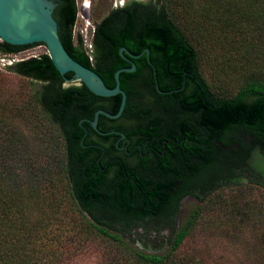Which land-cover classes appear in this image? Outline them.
<instances>
[{
  "label": "trees",
  "instance_id": "obj_1",
  "mask_svg": "<svg viewBox=\"0 0 264 264\" xmlns=\"http://www.w3.org/2000/svg\"><path fill=\"white\" fill-rule=\"evenodd\" d=\"M186 1V25L178 19L176 0H131L111 9L95 26L91 53L81 36H73L76 0H55L53 17L65 50L97 72L107 87L115 86L116 70L127 65L119 55L125 47L132 54L149 49L161 89L182 88L167 103L180 104L181 134L187 137L183 195H197L201 204L181 222L165 252L138 248L128 234L146 228L147 217L162 208L146 201L151 199L149 180L134 178L143 201H128L123 189H102L106 180L90 171L70 136L73 120L92 98L110 100L105 108L116 113L121 95L100 97L83 83L61 88L73 73L61 75L47 51L14 60L0 69V264H202L189 242L208 196L233 184L264 192V79L247 78L231 96L214 92L200 72L188 31L213 34L220 24L234 23L243 2L208 0L194 10V0ZM36 45L44 46L0 41V55L9 58ZM141 58L145 61L146 53ZM133 61L137 71L119 75L126 104L132 93L142 94L128 85L141 70ZM185 152L195 154L197 162ZM157 183L155 188L161 186Z\"/></svg>",
  "mask_w": 264,
  "mask_h": 264
},
{
  "label": "flooded vegetation",
  "instance_id": "obj_2",
  "mask_svg": "<svg viewBox=\"0 0 264 264\" xmlns=\"http://www.w3.org/2000/svg\"><path fill=\"white\" fill-rule=\"evenodd\" d=\"M124 56L120 55V63L127 65L120 68L131 67L130 60L139 61L141 70L138 77L129 80L128 85L134 90L142 91V94L132 93L119 117L109 118L99 113L95 123L96 112L110 113L105 108L110 100L92 98L89 107H77L81 112L73 120V129L70 132L73 149L78 151L96 177L102 176L106 180L102 183V189L126 190L129 194L128 201H143L141 187L134 180L136 175L149 180L147 184L150 188L147 193L151 199L146 201L160 203V214L147 217V227L134 228L128 236L171 238L176 235L181 225L180 218H177L183 199L193 197L201 201L197 195H183L186 183L181 175L186 171L183 172L182 147L186 145L187 137L181 134L184 123L180 104L176 101L167 103L170 99L174 100L177 96L175 93L182 88L161 89L155 66L152 67L147 55L145 61L141 58L143 55L131 58L124 53ZM136 71L137 66L134 72ZM164 79L171 81L166 76ZM81 83L73 74L72 77H66L60 86L66 89ZM203 131L201 129L200 134L204 135ZM185 153L191 161L197 162L195 154ZM157 182L161 185L159 188H155Z\"/></svg>",
  "mask_w": 264,
  "mask_h": 264
},
{
  "label": "rangeland",
  "instance_id": "obj_3",
  "mask_svg": "<svg viewBox=\"0 0 264 264\" xmlns=\"http://www.w3.org/2000/svg\"><path fill=\"white\" fill-rule=\"evenodd\" d=\"M131 0H76L77 8L86 3L89 19L78 13L73 36L87 38V27L95 28L111 9ZM144 1V0H137ZM174 7L181 25L190 23L186 0ZM208 0H194V10ZM244 10L234 23H222L213 34L192 30L198 51V65L211 89L223 96L233 95L249 77L264 79V0H242ZM254 8H253V6ZM206 34V36L202 35ZM92 38L90 42L92 43ZM85 47V46H84ZM89 50V49H88ZM47 51L43 45L31 47L21 54L2 58L0 69L14 60L39 55ZM206 201V200H205ZM191 234L189 245L202 264H264V192L260 187L233 184L208 196ZM201 202L193 197L183 199L180 218L183 222ZM261 209V210H260ZM134 244L143 237H134ZM172 238V237H171ZM168 240V248L170 246ZM149 252V251H146ZM89 264V263H88Z\"/></svg>",
  "mask_w": 264,
  "mask_h": 264
},
{
  "label": "water",
  "instance_id": "obj_4",
  "mask_svg": "<svg viewBox=\"0 0 264 264\" xmlns=\"http://www.w3.org/2000/svg\"><path fill=\"white\" fill-rule=\"evenodd\" d=\"M57 3L55 0H0V41L13 45H30L43 43L47 54L51 58L55 68L61 75L72 72L76 80L82 82L93 94L101 97H112L121 95L120 106L116 113L105 111L99 113L109 118H117L121 115L126 104V92L120 87L119 75L121 72H134L136 65L130 60L131 67L119 68L114 74L115 86L109 88L100 75L93 69L88 68L74 58L65 50L59 37L58 24L53 17V11ZM84 4L78 9V13L89 19L86 14L88 8ZM93 27H87V38L89 42L93 33ZM37 46V45H36ZM120 55L126 53L131 58H136L146 53L149 60V49H144L140 54H132L125 47H120ZM137 247L147 253H163L168 249V240L163 236H150L138 240Z\"/></svg>",
  "mask_w": 264,
  "mask_h": 264
},
{
  "label": "built area",
  "instance_id": "obj_5",
  "mask_svg": "<svg viewBox=\"0 0 264 264\" xmlns=\"http://www.w3.org/2000/svg\"><path fill=\"white\" fill-rule=\"evenodd\" d=\"M84 46H85V48L88 50V52H90L91 53V51H92V45H91V42L89 41V42H87L86 40L84 41ZM90 59L92 60V57H90Z\"/></svg>",
  "mask_w": 264,
  "mask_h": 264
},
{
  "label": "bare ground",
  "instance_id": "obj_6",
  "mask_svg": "<svg viewBox=\"0 0 264 264\" xmlns=\"http://www.w3.org/2000/svg\"><path fill=\"white\" fill-rule=\"evenodd\" d=\"M84 6L87 7V6H86V3L84 4Z\"/></svg>",
  "mask_w": 264,
  "mask_h": 264
}]
</instances>
